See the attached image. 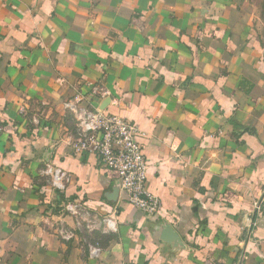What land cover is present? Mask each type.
Segmentation results:
<instances>
[{
	"label": "crops",
	"instance_id": "crops-1",
	"mask_svg": "<svg viewBox=\"0 0 264 264\" xmlns=\"http://www.w3.org/2000/svg\"><path fill=\"white\" fill-rule=\"evenodd\" d=\"M76 96L136 127L156 215L72 147ZM0 264H264V0H0Z\"/></svg>",
	"mask_w": 264,
	"mask_h": 264
},
{
	"label": "built area",
	"instance_id": "built-area-1",
	"mask_svg": "<svg viewBox=\"0 0 264 264\" xmlns=\"http://www.w3.org/2000/svg\"><path fill=\"white\" fill-rule=\"evenodd\" d=\"M82 100V97L76 96L65 103V107L74 111L78 118V136L72 147L76 151L96 155L105 166L117 173L129 202L149 216L156 215L162 205L159 198L146 189L148 164L136 141V127L119 114L100 108L80 107ZM44 173L58 190H64L70 182L66 171L50 163L46 164ZM258 205L257 210L260 209ZM67 207L69 211L78 213L77 206L72 203ZM91 250L96 255L100 248L95 245Z\"/></svg>",
	"mask_w": 264,
	"mask_h": 264
},
{
	"label": "water",
	"instance_id": "water-1",
	"mask_svg": "<svg viewBox=\"0 0 264 264\" xmlns=\"http://www.w3.org/2000/svg\"><path fill=\"white\" fill-rule=\"evenodd\" d=\"M121 187L120 180L117 181V185L114 188V191L109 196L110 199H116ZM160 237L166 243L172 244L174 247H183L185 246L182 238L177 230L168 222H163L160 224Z\"/></svg>",
	"mask_w": 264,
	"mask_h": 264
},
{
	"label": "rangeland",
	"instance_id": "rangeland-1",
	"mask_svg": "<svg viewBox=\"0 0 264 264\" xmlns=\"http://www.w3.org/2000/svg\"><path fill=\"white\" fill-rule=\"evenodd\" d=\"M77 122H78V119H77Z\"/></svg>",
	"mask_w": 264,
	"mask_h": 264
}]
</instances>
